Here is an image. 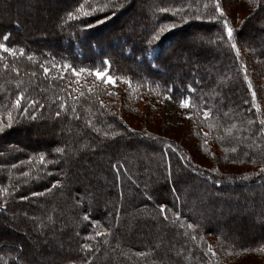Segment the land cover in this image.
I'll list each match as a JSON object with an SVG mask.
<instances>
[{
  "label": "trees",
  "instance_id": "1",
  "mask_svg": "<svg viewBox=\"0 0 264 264\" xmlns=\"http://www.w3.org/2000/svg\"><path fill=\"white\" fill-rule=\"evenodd\" d=\"M47 1L0 0V41L11 33L7 43L17 52L0 59V264H240L238 259L252 253L258 256L255 264H264V222L253 226V233L245 230L259 216L254 203L264 202L262 195H252L264 185V176L256 175L264 167V34L258 33L264 26V0H252L255 8L238 20L227 10L228 1L220 0L237 31L240 59L230 43L217 44L222 22L209 19L216 14L212 0H57L60 6L50 9L46 20L37 10ZM108 2L117 6L79 17L80 4L91 11L89 5ZM68 12L79 19H69ZM42 23L52 33L51 43L31 30L21 33L23 26ZM188 26H195L196 34L187 33ZM162 27L160 39L149 46ZM249 45L260 54L256 63L242 51ZM198 52L195 66L192 59ZM105 57L110 66L102 63ZM65 63L77 71L108 67L125 83L122 97L94 74L74 76ZM245 65L257 92L255 103L243 80ZM45 67L50 69L47 75ZM21 92L22 107L17 108L14 102ZM149 94L171 95L176 101L191 97L187 109L192 118L187 121L205 157L194 155L181 140L138 127L122 115L126 111L153 118V109L141 106L140 96ZM29 101H37L34 109ZM115 106L121 107L118 112ZM39 124L49 130L37 143L21 140ZM208 158L217 159V165L211 166ZM169 159L174 177L177 167L188 164L204 177L196 182L192 174H184L177 191H170L164 167ZM118 162L119 173L111 167ZM245 165L251 168L243 171ZM57 181L59 188L54 187ZM189 186L198 193L190 195ZM206 191L216 201L215 210L207 208ZM161 203L168 205L167 220L159 212ZM86 212L90 220L84 219ZM10 213L22 220L30 216L23 231L8 223ZM234 226L241 231L235 233ZM28 231L38 243L26 239ZM85 243L90 250H83Z\"/></svg>",
  "mask_w": 264,
  "mask_h": 264
},
{
  "label": "rangeland",
  "instance_id": "2",
  "mask_svg": "<svg viewBox=\"0 0 264 264\" xmlns=\"http://www.w3.org/2000/svg\"><path fill=\"white\" fill-rule=\"evenodd\" d=\"M227 1H228L227 2V10H229L232 14H234L236 16L237 20L242 18L243 16H245L246 13H248L250 10H253L256 6L255 3H252V0H227ZM59 6H60V4L57 0H49V1H47L46 5L40 7V9L37 10V13L40 16H42L43 19L47 20L52 15L50 9H54V8L59 7ZM259 13L260 12H257L255 14V16L259 15ZM253 18H254V16H253ZM50 20H52V19L50 18ZM23 27H24V30L20 29L21 33L27 34L31 30L35 34V37L37 39H42L45 43H51L53 41L52 40V38H53L52 33L48 32V30H47L48 28L47 29L43 28V27H45L44 23H42L41 26H38L36 28H31V29L29 28V26H27V27L23 26ZM246 28H247V26L244 27V29H246ZM129 31L133 32V29L129 28ZM186 31H187V33L194 35V34H196L197 30H196L195 26H188ZM258 33L261 35L260 31H258ZM262 34H264V33H262ZM192 37L194 38V36H192ZM253 50L254 49L250 45L247 48L242 49L243 52H245V53L247 52L248 54H250L252 61L255 62V61H257V59H260L259 58L260 54L255 53ZM190 52H191V50L188 51V53H190ZM183 53H184V51L179 52L180 55H182ZM153 54L154 53H152L151 55H153ZM199 54L200 53L198 52V53H195L193 56L192 60L194 61L195 66H197L196 64H197L198 59L200 57ZM187 55L190 56L191 54H187ZM210 59H211V61H213L212 57ZM182 65H183V68H185L186 67L185 65H187V61H183ZM174 69L175 68H173V70ZM104 70H101V71H104ZM180 71H181V69L179 70V72ZM263 71H264V69H263ZM164 72H168V69ZM197 73L198 72L196 70L191 75L196 76ZM108 74L112 75L110 72H108ZM112 76L115 77L114 75H112ZM261 80H262V82H264L263 76L261 77ZM128 84H131V82L128 81ZM109 85H110L113 93L116 94V97L121 98L123 95V90H125L124 81H121V80L116 78L115 85H112V84H109ZM140 97L143 100V103L142 104L140 103V104L142 107L145 108V110L150 109V108L153 109V111H152L153 112L152 113L153 118H151V119L146 118L142 113L130 115V113H127L126 111H125L126 113L124 112L122 114L124 117H126L128 120L132 121L138 127H150L153 130H155L154 132H156V133H161V134L166 135V136L177 138V139L181 140L186 146L190 147V149H194V150H192L194 152V155L204 156V155H202V153L198 149V147H199L198 141L192 133V125L187 121V117L189 116L190 112L188 111L187 108H181L180 101H176L173 98L168 99L167 95L166 96L164 95L161 97L160 96L154 97L153 95L149 94L146 97H144V96H140ZM120 108H121L120 106H115V110L117 112L120 110ZM112 110L114 111V108ZM34 129L35 130L32 132V134L30 136H28V138H27V136H23V138H21V140L24 142H29L31 144H35V143H37V140L40 137V134L44 133L43 132L44 130L45 131L49 130V129H47V126H45V128H44V126H42L40 124L37 126H34ZM208 159L211 161L210 162L211 166L217 165V163H218L217 159H210V158H208ZM81 167L84 169H90L89 165H84ZM243 168H244V170L243 169L242 170L246 171V170H248V168L250 169L251 166L245 165V166H243ZM235 169L241 170L240 167L239 168L236 167ZM185 174H187V172ZM192 177L195 178V179H193L194 181L199 182V180H197L196 178L202 179L204 177V174L200 173V172H198V173L195 172V174H192ZM188 188H189L188 191H190V193H191L190 195H193V193H198L197 190H194L195 189L194 187L189 186ZM84 191H86V188ZM241 191H244V189L243 190L241 189ZM245 191L251 192L248 190H245ZM79 193L80 192H77L78 195H80ZM257 194L262 195L261 198H263V200H264V185L256 188L255 191L252 192L253 196L257 195ZM206 195H207V199H208V200L206 199V201H208L210 203L209 206L207 207L208 210L209 209L215 210V207L217 205L215 199L211 197L212 195L208 191H206ZM80 199H81L80 196H76V202L77 201L79 202ZM67 204L70 205L71 202L68 201ZM254 206H255L254 208L256 209V212H259V216L256 217L255 223L248 222L246 224L245 230L250 232V233H253L254 230L256 229V228H253V226H256L258 223L264 222V202H261V200L259 199L256 201V203H254ZM239 209L241 210L240 213L242 214V212H243V215H244L243 208H239ZM251 209H253V208H251ZM204 214H207V212L206 213L204 212ZM26 217H27L26 220H22L21 217H19L18 215L10 213L9 221H11V222H8V223H10L11 225H13V226H15V227H17L23 231L24 230L23 226H26L25 224L27 222V219L30 218V216L26 215ZM21 222H23V225L21 224ZM62 228H65V225H62ZM232 230L235 233H237L238 231H241L239 229V227H235V226L232 227ZM26 233H27L26 239H29L33 242L38 243L36 241L35 236L33 234H31L30 231H28ZM255 243H258V240L251 241L252 245H254ZM255 254L256 253H252L251 256L248 255V256L242 257V258L238 259L237 262L240 264H248V263L249 264H251V263L255 264L257 262L256 258L258 257Z\"/></svg>",
  "mask_w": 264,
  "mask_h": 264
},
{
  "label": "snow or ice",
  "instance_id": "3",
  "mask_svg": "<svg viewBox=\"0 0 264 264\" xmlns=\"http://www.w3.org/2000/svg\"><path fill=\"white\" fill-rule=\"evenodd\" d=\"M212 4L214 6L215 13L218 14V15H216V14L210 15L209 19L210 20H214V21H218V22H222V24H221L222 35H220L218 37V39H217L218 46L220 44H222V43H225V42L230 43L231 49L235 50L236 59H240V48L238 47V44L236 42L237 35H238L236 29L231 26L229 20L227 19L224 7H222L220 0H212ZM115 6H117V5H113L110 2L105 3L103 5H97L96 7H92L91 5H89V7L91 8V11H87V10H85V5L84 4H80L79 8L77 9V11L79 13V17H86V16L92 15L93 12H96V11L104 12L105 9H109V8H112V7H115ZM205 7H207V5H205ZM162 11H167V9H162ZM67 15H68L69 19H72V20L79 19V17L75 16L72 12H68ZM105 18H107V17H105ZM182 19H183V17H182ZM196 19H201V17L197 16ZM97 22H101V21H97ZM87 26L90 27L91 25H87ZM170 27H175V25L173 24ZM258 30L261 33H264V26H260L258 28ZM164 31H165V29L163 27L159 31H157L156 34L152 37V39L148 41V45L151 46L153 41L159 40L161 35H162V33ZM10 37H11V33H5L2 36V41H0V59H3V54H5V53H7V54H9V55H11L13 57H15L17 55L16 49L14 47H10L8 45V43H7V41H9ZM261 43L264 44V36H262ZM24 51L25 50L23 48L19 49V53L21 55L24 54ZM102 63L104 65H106V66H110L111 62L105 57L103 59ZM62 66L64 68H71L73 75L77 76V77H79L84 72H89V74H94L97 79H102L104 81V83H106V84L115 85V83H116V77H113L112 75L108 74V72H109V68L108 67H106L104 71H101L99 68L93 69V70L82 68L79 71H77L75 68H72V66L70 64L65 63ZM4 67L7 68L8 65L5 64ZM54 67L59 68L61 66L60 65H54ZM43 71L47 75L50 72V69L45 67V68H43ZM243 71H244L243 80L246 82L247 89L251 92V101H252V103H255V101L257 100V92H256L251 80L249 79V76L247 74V66L246 65L244 66ZM62 78L63 77H61V79ZM188 87H189L190 91H192V92L195 91V89H192L191 86H188ZM170 91L171 90L169 89V92ZM23 97H24V93L23 92H21L19 94V96H17V98H16V100L14 102L15 106L17 108H21L22 107ZM167 98L171 99L172 97H171V95H167ZM28 103L32 106L33 109L37 105V101H29ZM180 106H181V108H189V107H191L192 106L191 97H188V98H185V99H181L180 100ZM60 107L62 109H65V110L67 108L66 104H64V103H61ZM24 111L27 112L28 110L24 109ZM56 116L59 117L60 113L57 112ZM209 116H210V112L208 110H205L204 111V117L208 118ZM8 118H9V120L12 119L10 114H9ZM188 118L189 119L192 118L191 114H189ZM260 126H261L260 133H261V135H264V120L260 121ZM9 127H11V124H9ZM3 131H4V128L2 126H0V132H3ZM107 135H108V133H105V136H107ZM111 135L113 137H115L116 133L113 132ZM153 139L156 140V139H159V138L158 137H154ZM205 143H207V141H205ZM61 151H62V149H59V148L56 149L57 153H59ZM161 151H163V148L161 149ZM231 151L235 153L237 151V149L236 148H232ZM40 160L43 162L45 160V156L41 155L40 156ZM254 162H259V161H254ZM111 167L117 173H119L120 170H121V164L119 162L112 164ZM164 167L167 169V174H166L165 179L171 183L172 187L170 188V191H172V192H176L177 191V188L175 187V185L180 182V177H182L185 174V171L189 175L195 174V172H196V169L193 166H191L190 164L181 165V166L177 167L176 175L174 177L173 176V171H172V164H171V160L170 159L164 165ZM256 175L257 176H264V167H262L260 169V171ZM245 179H247V177H245ZM214 183H220V181L216 180V181H214ZM60 186H61L60 185V181H57L56 185H54V187H56V188H59ZM2 191L6 192L7 189H3ZM0 194H2V193H0ZM31 195L32 196H42L43 193H32ZM145 196L149 200L152 199V197L150 195H148L147 193H145ZM28 198H29L28 196H21L20 197L21 200H28ZM158 208H159V212H160L162 218L164 220H167L168 219V216H167L168 205L166 203H161V204H159ZM180 215L181 214L179 212L176 213L177 218H179ZM84 219L85 220H90V214L86 212L85 216H84ZM187 227L188 228H193L194 225L188 224ZM97 235H104V234L103 233H97ZM82 248H83V250H90L91 249V245L88 244V243H85V244L82 245ZM245 251H247V249H245ZM209 252L212 253L213 255H215V253L212 252L211 247H209ZM138 255L144 256L145 254L144 253H139ZM86 264H87V262H86Z\"/></svg>",
  "mask_w": 264,
  "mask_h": 264
}]
</instances>
